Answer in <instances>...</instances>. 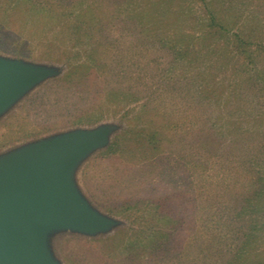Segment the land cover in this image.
<instances>
[{
  "label": "rangeland",
  "instance_id": "1",
  "mask_svg": "<svg viewBox=\"0 0 264 264\" xmlns=\"http://www.w3.org/2000/svg\"><path fill=\"white\" fill-rule=\"evenodd\" d=\"M212 1L264 45V0ZM138 3L0 0V65L32 75L0 104V164L88 139L62 180L93 224L43 221L36 246L49 264H264V50L198 36L179 55Z\"/></svg>",
  "mask_w": 264,
  "mask_h": 264
},
{
  "label": "water",
  "instance_id": "2",
  "mask_svg": "<svg viewBox=\"0 0 264 264\" xmlns=\"http://www.w3.org/2000/svg\"><path fill=\"white\" fill-rule=\"evenodd\" d=\"M31 77L28 71L0 65V104ZM87 143L73 138L0 164V264H49L34 241V229L43 221L93 224L62 180L66 163Z\"/></svg>",
  "mask_w": 264,
  "mask_h": 264
},
{
  "label": "trees",
  "instance_id": "3",
  "mask_svg": "<svg viewBox=\"0 0 264 264\" xmlns=\"http://www.w3.org/2000/svg\"><path fill=\"white\" fill-rule=\"evenodd\" d=\"M136 1H140L141 3L134 5L130 17L136 20L141 28V34L154 36L156 41L162 46L167 45L172 50L174 49V51L177 49L176 53L179 55L183 56L193 51V42L198 36H201L199 38H204V41L209 37L213 38L217 36L220 40L223 39L225 41L224 46H228V44L234 46L233 42L238 41V46L235 45L236 49L249 62H254V59L264 50V45H261L259 42L257 44L253 42L250 36L248 37L243 34L241 28L231 31L228 24L229 20L227 23V21L220 18L215 8V1L211 0L209 3V0H200L203 7L200 13L195 16L192 14L194 12L188 8H176L174 4L169 2L171 0H166L169 3L165 7L160 6L159 2L162 0ZM190 17L193 19V23L185 26L181 25L185 19H189ZM238 18L232 19L233 22L238 23ZM178 20L181 21L180 26L174 28L175 32L167 34V28L173 27L172 24L178 22ZM197 32H201L200 35H197ZM170 35L173 39L169 38ZM205 95L208 96V94ZM256 194H260L259 191ZM243 211L245 212V209Z\"/></svg>",
  "mask_w": 264,
  "mask_h": 264
}]
</instances>
